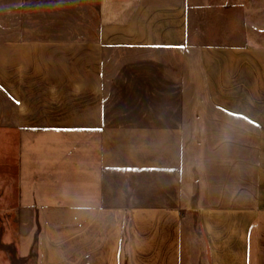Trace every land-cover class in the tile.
<instances>
[{
	"label": "crops",
	"instance_id": "1",
	"mask_svg": "<svg viewBox=\"0 0 264 264\" xmlns=\"http://www.w3.org/2000/svg\"><path fill=\"white\" fill-rule=\"evenodd\" d=\"M221 3L0 0V264H184L192 212L264 264V1Z\"/></svg>",
	"mask_w": 264,
	"mask_h": 264
},
{
	"label": "rangeland",
	"instance_id": "2",
	"mask_svg": "<svg viewBox=\"0 0 264 264\" xmlns=\"http://www.w3.org/2000/svg\"><path fill=\"white\" fill-rule=\"evenodd\" d=\"M217 2H222L221 4H225V6L232 5L238 0H216ZM243 1H259V3H263L264 0H243ZM2 135V133H4ZM13 137L12 130H0V177H6L9 180L10 174L12 172V160H11V150H10V142ZM14 137H18L15 133ZM15 138V139H16ZM197 142H195L194 157L192 162H199L202 159V152L199 151L196 146ZM202 147V146H201ZM203 148H206L203 145ZM201 149V148H200ZM3 196L5 204L0 203V245H3L2 249H6L7 247H11V244L16 247V237L12 234V228L14 225L11 224V218L15 217L16 214H12L11 211L7 207L1 208V206L9 205V197L10 193H2L0 192V198ZM1 201V199H0ZM185 245H184V264H204L207 262V256L209 255L210 249L208 246V242L202 233V228L200 225V216L198 212H192L188 219V223L185 229ZM1 248V246H0ZM21 264V263H20Z\"/></svg>",
	"mask_w": 264,
	"mask_h": 264
}]
</instances>
